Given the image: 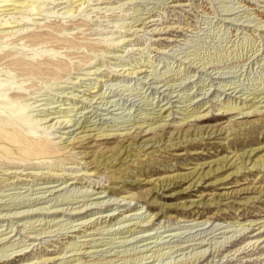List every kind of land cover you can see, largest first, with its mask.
I'll return each instance as SVG.
<instances>
[{
	"label": "rangeland",
	"instance_id": "obj_1",
	"mask_svg": "<svg viewBox=\"0 0 264 264\" xmlns=\"http://www.w3.org/2000/svg\"><path fill=\"white\" fill-rule=\"evenodd\" d=\"M3 1L0 264H264V169L153 194L264 146V0Z\"/></svg>",
	"mask_w": 264,
	"mask_h": 264
},
{
	"label": "bare ground",
	"instance_id": "obj_2",
	"mask_svg": "<svg viewBox=\"0 0 264 264\" xmlns=\"http://www.w3.org/2000/svg\"><path fill=\"white\" fill-rule=\"evenodd\" d=\"M10 1H11V4L8 5V3H10ZM82 1H85V0H74V2L79 4L78 6L80 8L82 7V4L84 3ZM3 3H7V4L2 6L3 8L8 7V6H14L18 10V9L26 8L29 5V0H4ZM32 9H33V7H32ZM7 28H11V27L7 26ZM53 54L55 55V53H53ZM48 55H49V52H48ZM144 72H145L144 70L140 69L138 71H133L132 75L143 74ZM1 90L2 89L0 87V91ZM1 97L3 98L2 95H1ZM1 103H3L2 104L3 109L4 108L8 109L7 110L8 113L12 112L11 114L14 117H17V120L21 119V115L19 114L20 111H18V112L15 111L13 109V107L11 105L8 106L7 103H4L2 101H1ZM236 109H239V108H236V106H235V108H233L231 110H236ZM239 110L242 112V109H239ZM249 114L250 113H247L246 115H249ZM239 115H244V114L239 113ZM193 116L194 115L192 114L187 118H191ZM1 119H2V115H0V120ZM53 120H54L53 118L52 119L47 118L44 122L49 123V122H52ZM5 123L7 125H12L10 121H5ZM54 128H55V126H54ZM178 131H180V128L178 129ZM211 132H213V130H210L207 132L205 131V132H202L201 134H196V135H192V136L187 134L186 137H187V140H189L190 136H191L190 137L191 140H192V138H195V140H197L198 138L203 139L206 135L212 136L214 133L211 134ZM161 142H162V139H160L158 142H155V144H157V143L160 144ZM0 143L7 144L8 146L13 148L14 150L16 149L15 151L19 152L21 154V156L23 157L22 160H25V161H32V160H36V159L40 160V159L49 158V157H47V155L49 154L50 148H52V145H50V141H48L47 139H44V140H39L36 138L34 139L33 137L25 135V133H23L21 130H18V129L3 130L0 128ZM146 145L149 146L150 144L147 143ZM263 151H264V146L257 148V149L249 150V151H247V152H245L239 156L235 155L234 157H231V158L229 156H224V157H222L216 161L211 162L210 164H202L201 166H198L193 171L174 176L173 178H167V180H165V179L159 180L158 183L155 184V187L153 189V192H154L153 194L156 193L159 195L161 193V191L164 192L166 190V188L169 187L170 185H174V186L178 185L179 186L182 183L183 184H185V183L189 184L188 188H186L185 190L192 189L193 187L200 186L202 184V182L205 181L206 179L215 178L216 175H218L223 170H227V169L228 170H234L230 174V176L241 174L246 169L253 170L256 167L258 168V170H260V169L263 170L264 169V155L256 158L257 155ZM120 153H121V151L118 150L117 154H120ZM200 154L201 153H195L194 155H200ZM116 157H117V155H115L114 160H112V156H109V157L105 158L104 161L107 163V165H109L111 162L115 161ZM206 167L208 168L207 171H205L207 169ZM95 173H98V171ZM224 180L225 179L216 180L215 183H212V184H217L218 182H223ZM101 198H103V197H98V199H101ZM127 199L128 198H124L123 200H127ZM132 201H134V199H130L129 204H131ZM193 204H195V203L193 202L192 205ZM22 256H23V254H22ZM201 259H202V257H201ZM56 260H59V259L58 258L57 259L56 258L46 259V261L50 262V263H52L53 261H56Z\"/></svg>",
	"mask_w": 264,
	"mask_h": 264
}]
</instances>
